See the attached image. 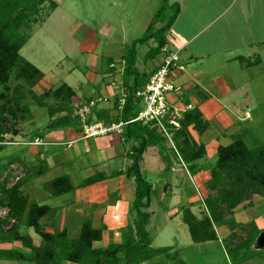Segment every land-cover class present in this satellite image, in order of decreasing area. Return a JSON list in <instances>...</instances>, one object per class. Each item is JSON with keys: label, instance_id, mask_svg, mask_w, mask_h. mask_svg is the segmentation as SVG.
Instances as JSON below:
<instances>
[{"label": "trees", "instance_id": "obj_1", "mask_svg": "<svg viewBox=\"0 0 264 264\" xmlns=\"http://www.w3.org/2000/svg\"><path fill=\"white\" fill-rule=\"evenodd\" d=\"M47 2L51 10L57 7L52 0H0V152L8 147L4 136L15 132L13 127L17 121L25 120L26 115L28 116L29 105L25 101L28 96L37 108H45L48 115L44 131H38L35 134L37 138H32L40 141L37 146H44L41 139L47 132L60 128L79 127L76 130L83 133L84 125L89 126L98 121L106 127L121 123V137L131 144L126 153L129 165L124 171H114L110 176L97 172L82 180L79 187H87L109 177L125 175L134 181V199L129 206L130 216L127 218V224L118 229L119 240H112L103 246L99 243L102 241L104 225L95 227L90 218H83L78 234L68 237L65 228L54 229L57 208L35 201L29 202L22 190L28 178H21L7 187L8 177H5L0 181V207L7 209L6 215L0 217V244L16 243L28 252L0 249V261H15L17 264H166L162 259L168 257L173 248L151 246L152 237L147 230L150 219L148 209L155 191L152 183L142 174L140 163L143 154L150 147H158L162 160L170 162L166 147H162L163 143L170 142L171 153L182 164L184 171L190 176L198 175L201 172V163L206 160V149L202 142L195 141L190 131L200 136L209 130L210 125L197 107L182 112L181 117L176 119L178 128L167 119L162 120L166 132L158 131L155 120L147 123L133 121L139 112L137 105L141 102L135 93L144 88L148 78L156 70L139 72L134 64V47L138 43L142 45L154 40L155 46L148 49L143 63L162 53L166 46L164 33L175 22L179 14V4H172L175 11L169 18L162 17L163 26L154 30V24L157 23L154 22L145 37L135 41L128 53L122 55L120 61L124 62V67L121 79L126 94L123 97L115 96L113 99L112 109L117 111L118 115L112 117L108 110L96 109V100L90 106L92 98L79 102L76 92L67 84H62L54 90L48 89L38 95L32 91L43 79L44 74L19 52L30 38L32 23L37 21L36 17ZM164 6L163 4L159 9L158 15L164 12ZM111 69L110 72H115L114 68ZM49 98H52L53 104L46 103ZM121 100H124L122 104ZM182 102L184 106L189 105L187 101ZM82 105L90 108V114H86L84 119L74 114ZM57 114L62 115L54 117ZM92 114L95 115L94 120ZM31 117L32 115H29L27 118ZM244 135L245 133H242L228 145L217 147L216 158L208 170L206 181L211 192L201 199L204 208L202 215L197 217L190 209L189 203L181 209L182 220L194 243L218 241L215 228L227 227L230 233L222 241L225 242L230 258L236 263L257 256L258 251H251L250 248L256 239L264 234V229H258L253 220L248 223L247 229L244 223L237 222L234 218V210L243 205L250 196L257 194L264 198V145L251 149L244 142ZM35 140L26 145L33 144ZM16 159L15 153L0 157V179ZM47 169L46 162L39 161L35 167L29 168V171L32 170L29 176L39 177ZM42 188L51 197L66 195L75 189L67 175H59L45 181ZM44 218L53 227L52 231L46 230L41 223ZM9 224L11 226L4 229ZM21 227L31 228L39 236L38 246L33 244L28 234L20 233ZM236 228L246 230L245 238L235 232ZM177 256L178 253L173 252L172 257ZM179 263L183 264L181 261Z\"/></svg>", "mask_w": 264, "mask_h": 264}, {"label": "rangeland", "instance_id": "obj_2", "mask_svg": "<svg viewBox=\"0 0 264 264\" xmlns=\"http://www.w3.org/2000/svg\"><path fill=\"white\" fill-rule=\"evenodd\" d=\"M54 1L57 5V8H54V10H51L48 2L44 4L43 9H41L40 13L36 17L37 21L32 23L30 27V38L20 50L19 54L44 74L43 79L32 88V91L35 94H41L48 89L54 90L62 84H67L76 92L79 102L86 101L89 97L93 98L90 96L96 95L94 90L96 88L93 84L100 80V74L102 72H109L112 70L111 68L116 70L119 65L121 67L118 71H116L117 73L112 72L113 74L108 77V80H110V82L111 80H114V82H111L114 83L112 86L114 89L112 90L111 95L113 97L111 98L113 99L114 96L118 94L123 97L126 94V91L123 87L117 86L118 83L120 84V78L124 67V62L119 61V58L128 53L135 41L145 37L154 22H157L154 24V30L163 26V23H161V21H164L162 17L169 18L175 11L172 4L175 3L179 4V6H183V0ZM189 3L190 0L185 4L186 7ZM163 4L165 5V10L161 15H158V11ZM205 10L206 7H204L203 11ZM187 13H189L188 9ZM167 20L168 19H166V21ZM196 25L197 20L194 21L193 27H196ZM167 32L164 33V38L166 39L167 37L166 45L167 41H169V49L171 50V53L177 54L178 50L173 48L172 35L170 38V31L168 33ZM203 41L205 44L212 42L211 49L206 48L207 50H205L206 53L210 54L208 56H202L200 62L196 65L197 70L201 71V68L205 67L206 63L211 65L214 64L215 67L212 68L213 71L217 73V70H225L226 73L229 76L234 77L236 81V86L231 87L234 81L231 82L227 78L221 79L223 75L220 76V74H217L220 79L218 84L228 93H231V95L236 93L229 101L230 103L237 104L233 107L230 106L231 104H228L229 108H225V110L222 111V103L227 104V99L222 98V96H219L215 90H212L211 95H213V99L215 100L212 101L207 98L202 106H200L202 111L208 112L206 117L208 118V123L210 125L209 130L215 131V121H218L219 124L228 121V126L226 128L223 127L227 130L225 136H220L217 132L219 130L215 131L218 133L216 138L218 139L217 143H220L219 145H228L242 133H245L244 142L249 148L253 149L264 145V55L262 58L261 56L253 58L251 55H244V61L246 62L242 59L241 61L235 60V62L227 64L223 63L222 57H219L222 54L225 55L226 45L224 42L216 41L213 35L208 34L204 35ZM196 45H199L198 41L193 43L189 48L193 49ZM214 45L215 48L213 47ZM153 46H155V42L154 40H150L142 45L138 43L134 47L136 50L134 64L139 72L148 73V71L153 68L152 65L154 62H142L148 49ZM188 50L189 49L187 48L186 51L179 52L181 59L179 62H176L178 65H182V63H184L183 58L188 57ZM184 52L187 55H185ZM163 57L162 53L155 56V58L159 61H162ZM259 59L261 60L259 64H254V62ZM111 60L115 63L110 65L109 63ZM185 72H188V69H186ZM96 73H98L99 77L96 76L95 81H93V84L91 85L90 81L95 77ZM172 73L173 71L170 72V81L175 83V78H173ZM209 75L210 73H203L200 76L209 78ZM12 84H14L13 81ZM0 91H2L1 87ZM247 91L250 94V99L246 100V103H243L245 99H243L240 94ZM207 93H210V91H207ZM171 94L174 96L175 94L177 95V93L172 92L167 95L168 102L173 104V100L169 99ZM209 100H211V102H209ZM25 101L29 105V114L28 116L26 115L25 120L17 121L15 127H13L15 132L12 131L4 136V141H6L5 144L8 145V147L5 148V151L7 150L5 152L6 154H20L23 148L18 146H21V144L25 143L29 138L35 137L34 132L37 131V126L39 124L35 122L46 118L45 108H37L35 102L29 96L25 99ZM123 102L124 100L122 103ZM46 103L53 104L52 98L46 100ZM82 107L83 105L81 108ZM144 107V103L139 101L137 105L138 111H142ZM84 109L86 114H90V109L87 106H85ZM247 110L249 111L251 118L244 120L243 122H233L234 120L231 117L234 119H242L244 117L242 116V113ZM37 112L38 114L35 117L34 115ZM217 112H219V115H216ZM29 115L36 118H34L35 122L28 119ZM60 115L62 114H57L54 117H58ZM215 118L217 120H214ZM47 121L48 119L43 122V126H46ZM121 130V125H115L112 127L111 132L115 131L120 134ZM158 131L160 130L158 129ZM97 136L92 135V137ZM92 137L82 138L88 139ZM208 137L209 136H206V138ZM32 140L33 139L31 138L28 142ZM214 145L212 147H214ZM170 146H172L170 142L162 144V147H166V153L169 154L171 161L173 160L176 162L175 165H177L170 171L173 175L171 174L169 177L170 183L167 184L169 186V190H162L161 184H158L159 180L157 177H147L153 185L156 186L157 184V187H160L158 191L159 194L157 191L152 194L151 205L148 209L150 219L149 224L147 225V230L150 232L152 237L151 246L153 248H173V250L169 252V256L164 257L162 260L166 264H180V261L183 262V264H264V252H262L264 251V244H262V242L258 239H256L255 243H253L250 248L251 251H258L257 256L253 259H249L250 261L246 260L239 263L232 261V258H230L225 247V242L222 241L225 240L229 234L225 238L222 236V239L218 237V241L200 244L194 243L191 240L187 226L182 220L181 209L185 206V204L189 203L190 209L197 217L202 215L204 208L201 199H204L211 192L206 185V181L208 179V170L215 159L216 151L213 152L211 146H208L207 148L205 147L206 160L201 163V172L196 176H190L184 171L181 166L182 164H180L176 158L173 157ZM157 148H148L149 150L147 149L145 152L146 154L144 153L146 155V160L142 159L140 163L143 175H145L144 170H147L148 168L155 170L160 168V165L161 170H164L162 169L164 163L161 160L162 158ZM128 149L129 147L127 146L126 151H128ZM212 156L214 157L212 158ZM150 157H153L154 159L152 162L147 161L148 158L151 159ZM127 163H129V160ZM173 165L174 164L172 162V166ZM12 166L14 168L11 169L13 175H17V173L19 174L20 172L22 175L24 174V177H27L26 174L28 172L26 171V167H21L23 171H20V167H18L17 163H13ZM178 168L179 171L176 170ZM53 173V176L62 175L59 170L53 171ZM179 176L183 177L180 178ZM82 177L83 176H70L71 183L78 185L83 180ZM101 194L105 195V191L101 192ZM28 196L31 197L30 200H33V198H35L34 196H37L36 199H41L43 193L38 191L35 192V189L31 188L28 192ZM69 196L70 194H66L58 198L51 197L47 200H41L39 203L55 207L58 204H61V202L65 199L69 198ZM107 196L108 195H106V197ZM185 196H187L188 199ZM114 197H117L116 192H110L108 198L113 199ZM78 211L77 220L66 228L68 237H75L78 234L80 222L83 218H90L92 222L93 219H96L95 223L98 224L99 219L98 217L93 216L88 204H81ZM170 211L174 213L170 215ZM4 212H6V210H4ZM235 214L237 216H234L235 220H238V222L242 221L241 223H244L247 229L249 227L248 223L258 216V218L255 219L257 222L254 221L255 225L258 229H264V198L257 194L250 196L249 199L243 202V205L238 206L234 210V215ZM1 215H4L3 210H0V216ZM130 220L131 217L129 221ZM42 222L49 223L45 218L42 219L41 223ZM115 225H117V223ZM227 230L229 229L227 228ZM234 230L239 236L245 238L246 230L238 228ZM19 231L21 234H26L23 228ZM215 231L217 236H221L219 227H216ZM228 232H230V230ZM112 240H119L118 229H110L109 232L104 231L102 233V241L99 245L106 246ZM175 251L179 256L172 257V254Z\"/></svg>", "mask_w": 264, "mask_h": 264}, {"label": "crops", "instance_id": "obj_3", "mask_svg": "<svg viewBox=\"0 0 264 264\" xmlns=\"http://www.w3.org/2000/svg\"><path fill=\"white\" fill-rule=\"evenodd\" d=\"M188 1L189 0H183V6H179V14L171 28L168 30V32L170 31V38L171 35L173 38V48H176L178 50V62L181 59L179 52L186 51L187 48L189 49L188 57L183 58L184 63H182V65L177 64V66L171 70V72L173 71V78H175V83H172L178 86L180 88V91L177 95L175 94L173 96V94H171L169 96V99L173 100L174 102L171 105H174L178 108H184V104L182 101H187L189 105L197 107L202 113L203 117L206 119L208 112L202 111L200 106H202L207 98L211 99L212 101L215 100L213 99V95H211L212 90H215L217 94H219V96H222V98L227 99V104L222 103V111H224L225 108H229L230 104V106L233 107L237 103H230L229 100H231L236 93L234 95H231V93H228L225 89H223V87L218 84V81L220 79L217 74H220V76L223 75L221 79L227 78L231 82L234 81L231 87L236 86L234 77L229 76L225 70H217L216 73L212 70V68L215 67L214 64L211 65L206 63V66L201 68V71H198L196 68V65L198 64V62H200L202 56H208L210 54L206 53L205 50L211 49L212 42H208V44H205V42L203 41L204 35H213L216 41L224 42V44L226 45L225 55L222 54L219 56L223 58V63L230 64L235 62V60L241 61L242 59L244 61L245 56L250 55L253 58H256V56H261L262 58L264 55V0H190L189 5L186 7L185 4ZM202 3L204 7H206L205 11H203L204 7ZM187 9L189 13H187ZM195 20H197V25L196 27H193ZM196 41H198L199 45H196L193 49L189 48ZM169 44V41H167V45L162 52L164 56L163 60L168 55L176 54L171 53ZM213 47L215 48V45ZM185 55L187 54L185 53ZM121 57L119 58V61ZM162 61H159L157 58L148 61L152 63L154 62V64L152 65L153 68L148 72L157 69ZM260 61L261 60L259 59L258 61L254 62V64L257 63L256 65H258ZM114 63L115 62L112 61L109 64L111 65ZM120 67L121 66L119 65V67H117L115 72L113 73H117L116 71H118ZM186 69H188V72H185ZM113 73L110 71L102 72L100 74V80H98L99 82L97 81V83L93 84L96 76H98V73H96L95 77L90 81V84H93V86H95L96 88L94 89L96 95L90 96L93 97L92 100H96L95 102L97 110H108L112 117H116L118 115L117 111L112 109L113 99L115 98V96L113 99L111 98L113 97L111 95L112 90L114 89L112 87L114 83L111 82H114V80H111V82L110 80H108V77H110ZM203 73H210L209 78H205V76L201 77L200 75H202ZM117 86L123 87L122 79L120 81V84L118 83ZM207 91H210V93H207ZM36 94L38 95L39 93ZM240 95H242V98L245 99L243 103H246V100L250 99V94L248 93V91L243 92ZM211 100H209V102H211ZM37 114L38 112L34 116L36 117ZM216 115H219V112H217ZM34 116H32L33 119L31 118L32 122H35ZM242 116H244L242 119H234L233 117L231 118L234 120V123L236 121L243 122L244 120L251 118L248 110L244 111L242 113ZM47 118L48 115L46 112V118L35 122L39 124L37 126L38 129L34 132V134H36L38 131H42V129L44 131L45 126H43V122H45ZM92 118L94 120L95 115L92 114ZM206 120L208 121V118ZM214 120L217 119L215 118ZM97 123L103 125L101 121L95 122V124ZM214 125L216 128L215 131L219 130L217 132L220 134V136H225L227 131L225 128L228 126V121L220 124L218 123V121H215ZM78 128L79 127L60 128L51 132H47L41 139L44 143V146H37L33 144L26 145L29 139L37 137L35 135V137L29 138L25 143L21 144V146H18L23 148V150L20 152V154H17V159L13 162L14 164L17 163L18 167H20V171H23L22 168L26 167V171L28 173L25 174L27 177H24V174L22 175L20 172L19 174L17 173V175H13L11 169L14 168L12 166L13 163H11L9 168L3 173L0 181L3 178L8 177L7 187H10L17 180L21 178H28L25 181V184L22 186V190L28 197L29 202L35 201L39 203L41 200H47L48 198H51V196L43 190L42 184L45 181L56 177L53 176V171L59 170L62 175H67L69 178L70 176H83L82 178L84 180L97 172H103L105 175L110 176L114 171H124L127 168L129 163H127L128 159L126 158V147L128 146L130 148L131 144L124 141V139L121 137V133L119 134L115 131H110L106 134L98 135L97 137L83 139V133H81V131L79 130H76ZM215 131L208 130L200 136L195 134L193 131H190V134L195 139V141L202 142L206 148L208 146H211V149H213L214 152L217 150V147L220 144L217 143L218 139L216 137L218 133H216ZM205 135L209 137L206 138ZM29 143L32 142L29 141ZM213 145L214 147H212ZM6 151L5 149L1 151L0 157L9 156L10 154H12H6ZM145 154L143 155L144 160H146ZM214 156H212V158ZM153 160V157L151 159H147V161L151 162ZM39 161L46 162L48 167L47 171L39 177H34L32 175L29 176V174H31L32 172V170L29 171V168L33 166L35 167ZM162 162L164 163V166L162 167V169H164L163 171L161 170V165L159 166L160 168H157L155 170H153L152 168H148L144 171L146 178L148 176L157 177V179L159 180L158 184H161L162 190L168 191L169 186L167 184L170 183L169 177L172 174V172L170 171L171 169H174V166L177 165H175L176 162H174L173 160L171 161V159L170 162H164L163 160ZM172 162L174 164L173 166ZM176 170L179 171V168ZM179 177L182 178L183 176ZM79 184L74 185L72 183L75 189L72 193H69V198L62 201L61 204L55 206V208H57V211L55 214L54 229L62 230L63 228L66 229L70 225H72L78 218L77 213H79L80 211H78V209L80 208L81 204H88L90 206L93 216L98 217L99 219L98 224L95 223L96 219H93V226L98 227L100 225H104V231L109 232L110 229H119L127 224L129 206L134 199L135 192V184L132 179H128L125 175H119L116 177H109L104 181L87 187H79ZM31 188L35 189V192L38 191L43 193L42 198L36 199L37 196H34L35 198H33V200H30L31 197L28 196V192ZM159 188L160 187H157V184L156 186L153 185V189L154 191H157V193L159 191ZM104 191L105 195H102L101 192ZM113 191L116 192L117 197H114L113 199L108 198L110 192ZM106 195L108 196L106 197ZM185 197L187 198V196ZM0 210H3L4 214L0 217H4L7 213V209L0 207ZM4 210H6V212H4ZM172 213L174 212L170 211V215ZM234 216H236V214ZM256 218H258V216ZM255 219H253V221H256ZM236 221L238 222V220ZM11 222L13 223V221ZM42 223L45 226L46 230H53V227H51L49 223ZM116 223L117 225H115ZM10 226L11 225L5 226L4 229L9 228ZM23 230H25L26 234L30 236L33 244L38 246L40 243L39 236H37L31 228H23ZM219 230L221 231V236L218 237L221 239L222 236L223 238H225L230 233L225 226H220ZM0 249H16L19 251L28 252L26 250H23L20 245L16 243L0 244ZM0 264H17V262L0 261Z\"/></svg>", "mask_w": 264, "mask_h": 264}, {"label": "built area", "instance_id": "obj_4", "mask_svg": "<svg viewBox=\"0 0 264 264\" xmlns=\"http://www.w3.org/2000/svg\"><path fill=\"white\" fill-rule=\"evenodd\" d=\"M178 56L177 54L168 55L164 58L162 63L157 67V69L148 78V81L143 89L136 91V98H140L141 102L144 103L145 107L142 111H139L136 118L133 121L139 120L143 123L156 121V124L160 131L166 132V128L163 125L162 120L167 119L168 122L179 127L176 119L181 117L182 112L191 109L192 105L184 106V108H179L171 105L167 100V95L169 93L175 92L178 94L179 87L175 86L170 81V72L177 66ZM181 69V68H180ZM121 100V104H122ZM95 102L91 101L90 106ZM85 106L77 110L75 113L78 114L82 119H84L86 112ZM88 107V106H87ZM89 108V107H88ZM90 109V108H89ZM117 125H122L121 123ZM112 124L109 127L103 126L102 124L94 125H84L83 126V137H92V135H103L110 132ZM33 144H40L39 141L35 140Z\"/></svg>", "mask_w": 264, "mask_h": 264}, {"label": "water", "instance_id": "obj_5", "mask_svg": "<svg viewBox=\"0 0 264 264\" xmlns=\"http://www.w3.org/2000/svg\"><path fill=\"white\" fill-rule=\"evenodd\" d=\"M260 242H262V244H264V234H261L258 238H257ZM105 262H102L101 264H103Z\"/></svg>", "mask_w": 264, "mask_h": 264}]
</instances>
